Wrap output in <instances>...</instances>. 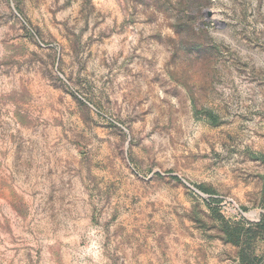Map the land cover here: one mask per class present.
Returning <instances> with one entry per match:
<instances>
[{
    "label": "rangeland",
    "instance_id": "374dc122",
    "mask_svg": "<svg viewBox=\"0 0 264 264\" xmlns=\"http://www.w3.org/2000/svg\"><path fill=\"white\" fill-rule=\"evenodd\" d=\"M0 264H264V0H0Z\"/></svg>",
    "mask_w": 264,
    "mask_h": 264
}]
</instances>
